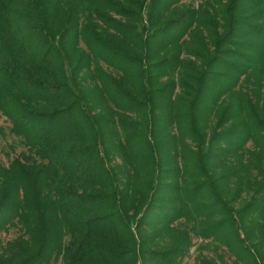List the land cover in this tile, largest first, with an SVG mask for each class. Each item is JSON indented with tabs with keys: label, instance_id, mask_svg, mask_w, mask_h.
Instances as JSON below:
<instances>
[{
	"label": "trees",
	"instance_id": "1",
	"mask_svg": "<svg viewBox=\"0 0 264 264\" xmlns=\"http://www.w3.org/2000/svg\"><path fill=\"white\" fill-rule=\"evenodd\" d=\"M197 1L0 0V264H264V0Z\"/></svg>",
	"mask_w": 264,
	"mask_h": 264
},
{
	"label": "rangeland",
	"instance_id": "2",
	"mask_svg": "<svg viewBox=\"0 0 264 264\" xmlns=\"http://www.w3.org/2000/svg\"><path fill=\"white\" fill-rule=\"evenodd\" d=\"M190 1V0H187ZM199 2V0L197 1ZM195 2V4L197 3ZM84 48V46L82 45ZM11 124L10 122L2 115H0V161L4 166H7L8 163L19 155L20 152L25 149L21 146H18L17 139L10 132ZM247 146H251V143L248 142ZM235 189V187H234ZM234 191V190H233ZM235 207L239 205L233 202ZM17 232L14 229H11L8 233H2L0 235L3 240H10L17 236ZM206 241H201L199 239H193V247L190 249L188 256L184 259V264H197L196 258L200 252L209 257H214L215 253L213 250V244H205ZM205 246L200 250L199 247ZM226 261L232 264V260L229 258V255L226 257Z\"/></svg>",
	"mask_w": 264,
	"mask_h": 264
}]
</instances>
